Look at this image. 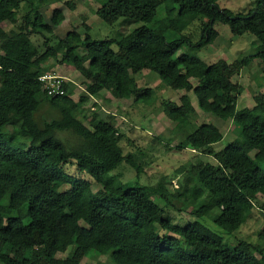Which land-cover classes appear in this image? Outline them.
<instances>
[{"label": "trees", "instance_id": "16d2710c", "mask_svg": "<svg viewBox=\"0 0 264 264\" xmlns=\"http://www.w3.org/2000/svg\"><path fill=\"white\" fill-rule=\"evenodd\" d=\"M96 1L102 21L126 18L139 26L116 39L96 40L76 29L58 37L52 26L63 22V12L53 10L49 24L40 8L64 2L73 10L71 0H0V264H80L91 253L106 255L111 264H264V248L239 239L216 242L201 221L209 218L232 233L253 208L264 212V92L253 97V106L238 108L243 87L232 80L255 59L264 65V0L244 13L220 8L219 0ZM17 22V30L2 27ZM216 22L232 35L255 37L254 53L230 63L197 57L194 52L218 37ZM193 23L195 39L183 34ZM32 35L41 37L40 47ZM59 55L60 63L85 79L77 101L68 83H61L62 95L49 96L39 79L49 71V59ZM143 70L184 91L179 102L160 101L166 117L185 133L175 147L211 159L181 166L188 180L174 190L166 175L142 183L143 167L122 152L114 120L102 118L96 103L91 117L82 111L101 91L153 105V88L137 85L135 75ZM188 92L202 112L238 128L232 141L214 148L223 135L213 123H192L196 110ZM42 102L57 110L56 118L36 121ZM69 164L91 180L69 174ZM125 164L135 173L127 181L115 173ZM188 205L193 220L165 216Z\"/></svg>", "mask_w": 264, "mask_h": 264}, {"label": "rangeland", "instance_id": "374dc122", "mask_svg": "<svg viewBox=\"0 0 264 264\" xmlns=\"http://www.w3.org/2000/svg\"><path fill=\"white\" fill-rule=\"evenodd\" d=\"M257 0H219L220 8H226L233 12H247L253 8ZM74 9H70L64 2H54L40 8L44 20L50 24V18L53 10L59 9L64 14V20L59 26L54 27V34L63 37L68 31L76 29L81 35L88 33L89 36L96 40L120 38L125 33L139 26V23L129 21L126 18H120L113 24L102 21L97 15L96 10L99 4L96 0H71ZM26 7V4H25ZM21 10L19 15L23 14ZM85 25L89 26L86 31ZM3 29L6 31L17 30L19 23L10 24L3 23ZM53 27V26H52ZM214 28L218 32V37L211 45L203 47L194 54L203 59L207 63H213L218 60L232 62L235 59L242 58L254 53L257 41L250 33H244L241 36L232 35L228 26L220 22L214 24ZM190 33L195 39L198 34V23H193L191 27L183 34ZM168 35V34H167ZM32 39L39 47L42 39L40 36L32 35ZM171 37V34L169 35ZM113 48L116 46L113 45ZM186 49L179 51V54ZM60 55L57 59L51 58L48 61L49 73L63 78L65 83L72 87V98L78 100L81 96L84 86V77L77 72L72 66L60 63ZM87 64V63H86ZM263 64L258 59L253 60L248 66L243 67L239 73L233 76L232 80L243 87V91L238 98L237 107H251L254 104L253 97L256 94L264 92V77L262 75ZM137 85L139 87H151L154 90L156 100L151 106L143 104H134L132 99H119L114 97L108 91H101L99 95L89 97L82 107L83 113L91 117V112L96 108L94 103L98 105L97 112L102 118H111L114 120L120 134L118 140L122 152L135 156L138 163L143 167L140 181L142 183H155L162 175H166L170 181L168 187L174 190L180 184H186L187 177L182 173L181 166L188 163H195L199 160H211L207 156L198 155L191 150L178 149L175 146L181 141L184 132L174 122L170 121L161 109L160 101L169 99L179 102V97L184 91L174 90L162 84L155 73L143 70L135 75ZM193 84L196 80H192ZM193 107L196 110L192 118L194 125L202 123H213L216 125L223 135V139L214 145L217 150L228 142L232 141L238 128L230 121H223L211 114L202 112L197 105V100L192 92L187 93ZM57 110L42 102L35 113V119L43 122L56 118ZM10 128V126L8 127ZM59 135L69 139L71 142L74 138L70 133L61 132ZM264 169V165H262ZM69 174L79 176L81 179L91 180L85 173H80L77 169L69 164L65 167ZM114 173V172H113ZM116 174H120L119 179L123 181L134 178V170L128 165H123L118 169ZM111 174V173H110ZM110 174L106 178H110ZM114 183L119 180L114 179ZM99 185L92 183V190L96 191ZM64 186L61 190L68 189ZM155 198V197H154ZM156 199V198H155ZM158 200V199H156ZM207 197L201 198L195 204H203ZM162 203V201L158 200ZM189 206V205H188ZM191 207H187L181 213L165 214L166 217L178 223H185L186 220H193L195 217L190 212ZM175 218H173L172 216ZM184 220V221H181ZM201 221L208 228V236L216 242L226 241L229 244L235 240H246L253 244H258L264 248V212L258 207L252 209L247 216L245 222L239 228L234 229L232 233L220 229L209 218H203ZM62 254H59L61 256ZM258 258L259 254L256 255ZM111 264L106 255L88 254L80 264Z\"/></svg>", "mask_w": 264, "mask_h": 264}, {"label": "built area", "instance_id": "2783aa9c", "mask_svg": "<svg viewBox=\"0 0 264 264\" xmlns=\"http://www.w3.org/2000/svg\"><path fill=\"white\" fill-rule=\"evenodd\" d=\"M39 79L44 83V89L46 90L47 95L55 96L63 94L64 91L61 88V83L64 82L63 78L46 73Z\"/></svg>", "mask_w": 264, "mask_h": 264}, {"label": "crops", "instance_id": "0c3cea01", "mask_svg": "<svg viewBox=\"0 0 264 264\" xmlns=\"http://www.w3.org/2000/svg\"><path fill=\"white\" fill-rule=\"evenodd\" d=\"M54 27H55V26L52 27V28H53V31H54ZM47 73H49V72H47ZM74 101H76V100H74Z\"/></svg>", "mask_w": 264, "mask_h": 264}]
</instances>
